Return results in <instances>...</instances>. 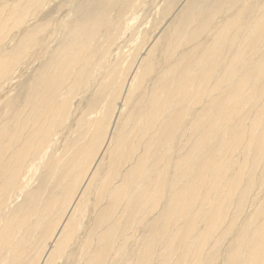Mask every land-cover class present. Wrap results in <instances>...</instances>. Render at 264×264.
Wrapping results in <instances>:
<instances>
[{
  "label": "bare ground",
  "instance_id": "obj_1",
  "mask_svg": "<svg viewBox=\"0 0 264 264\" xmlns=\"http://www.w3.org/2000/svg\"><path fill=\"white\" fill-rule=\"evenodd\" d=\"M73 1L0 0V264H264V0Z\"/></svg>",
  "mask_w": 264,
  "mask_h": 264
},
{
  "label": "rangeland",
  "instance_id": "obj_2",
  "mask_svg": "<svg viewBox=\"0 0 264 264\" xmlns=\"http://www.w3.org/2000/svg\"><path fill=\"white\" fill-rule=\"evenodd\" d=\"M75 1H78V0H74L73 3H76ZM143 13H144V9H143L142 12H140V14H139L140 16L137 18V22H140V21H141V18H142L143 15H144ZM19 30H20V27H17V28H15V29H13L12 32H13V33H18ZM5 43H6V42H5L4 40H0V44H5ZM15 80H17V79L12 80V82L9 84V87H14L15 84L17 85V81L14 82ZM14 83H15V84H14ZM260 193H261V194H260ZM260 193H259L258 195H261V196H262V195H263V192H260ZM261 196H260V197H261ZM252 206H253V204H252ZM252 206H251V203H250V204L248 205L247 208H248L249 210H251V209H253ZM250 207H251V208H250ZM219 254H220V256L224 254L223 249H220V250H219Z\"/></svg>",
  "mask_w": 264,
  "mask_h": 264
}]
</instances>
